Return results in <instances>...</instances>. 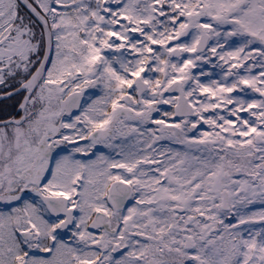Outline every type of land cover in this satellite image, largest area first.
Returning <instances> with one entry per match:
<instances>
[{"label": "snow or ice", "instance_id": "obj_1", "mask_svg": "<svg viewBox=\"0 0 264 264\" xmlns=\"http://www.w3.org/2000/svg\"><path fill=\"white\" fill-rule=\"evenodd\" d=\"M8 80L0 264H264V0H0ZM98 143L122 159L74 158Z\"/></svg>", "mask_w": 264, "mask_h": 264}, {"label": "trees", "instance_id": "obj_2", "mask_svg": "<svg viewBox=\"0 0 264 264\" xmlns=\"http://www.w3.org/2000/svg\"><path fill=\"white\" fill-rule=\"evenodd\" d=\"M50 66V65H49ZM13 83V81L9 82L8 84H4V85H0V91H5V90H8L12 87H10L9 85H11ZM22 95V94H21ZM21 95H13L7 99H5L7 101V104L8 105H11V108L9 110V106L6 105V107L0 111V119L1 118H5V117H8V116H11V115H14L15 114V109H16V106L19 102V97ZM101 95H103V90L101 87H96V88H88V89H85L84 90V95H83V100L81 102V105H82V108L81 109H78L74 112H72L70 115H68L67 117H71V118H74L76 116V114H80V111L83 110V107H86L88 104H90L93 100L97 99L98 97H100ZM17 97V98H16ZM5 100H1L0 102H3ZM171 106L168 105L165 109H161V114L164 112V111H171ZM109 111H110V108H109ZM4 112V113H3ZM3 113V114H2ZM2 114V115H1ZM160 113H154L153 114V117L155 119L157 118H160L161 115H159ZM244 115V114H242ZM148 127H155L154 125L152 124H149ZM200 130L199 131H204V130H207L208 126L207 125H204L202 124L200 126ZM199 132L197 134H193V135H198ZM85 142L84 141H78L77 144L79 146H83ZM125 142L121 141L119 138H117L114 142V145H121ZM163 145L167 146V147H170L169 145H177L175 142H172V141H164L162 142ZM132 144L130 142H127L126 143V146L127 148H129ZM157 148H159V141L156 143L155 145ZM178 146V145H177ZM164 148V147H163ZM163 148H160V149H163ZM68 149V148H67ZM78 155L77 156H80L81 157V160L82 161H88V160H96L97 159V156L98 155H103L105 157H108L110 161L112 160H121L122 157L121 155L119 154V149L116 148H112V149H106L104 147H101V148H96L94 146V148L92 149V151L90 152L91 156H88L86 157V155L84 153H77ZM86 157V158H85ZM113 173V172H112ZM114 175L117 174V170L114 169ZM35 199H38V198H35ZM261 207H264L262 205H260L259 202L256 203V205L254 207H249L247 209L248 212H252V211H259L261 209ZM0 211H5V212H8L9 210L8 209H5V208H0ZM74 214L75 215H79V212L78 210L74 209ZM227 220H230L232 222H234V219H232V217H227L226 218ZM261 226V224L259 222L256 223V227L259 228ZM71 234V235H70ZM17 235H19V233H17ZM72 233L70 230H63L61 231L60 233V239L64 240V241H68L70 243L73 244V246L75 247L76 244L74 241H72ZM30 255H35V256H47V254L45 253H41L39 250H36L34 249L32 252H30Z\"/></svg>", "mask_w": 264, "mask_h": 264}, {"label": "rangeland", "instance_id": "obj_3", "mask_svg": "<svg viewBox=\"0 0 264 264\" xmlns=\"http://www.w3.org/2000/svg\"><path fill=\"white\" fill-rule=\"evenodd\" d=\"M106 54H109V55H111L110 53H106ZM50 66H51V64H50ZM219 73V71L217 72V74ZM218 78V77H217ZM9 82H11V80H8V81H6V83H5V85L7 84V83H9ZM17 98V97H16ZM5 100V99H4ZM6 105H8L7 104V101L5 100V101H3V102H0V111H2L5 107H6ZM9 106V110H10V108H11V105H8ZM168 105H161V109L163 110V109H165L166 107H167ZM4 113V112H3ZM2 113V114H3ZM1 114V115H2ZM154 114V113H153ZM77 115H79V114H76V116ZM159 115H161L162 116V114H161V112H160V114ZM66 119H68V117H65ZM161 118V117H160ZM157 119H159V118H157ZM121 131L122 132H127V129L126 128H122L121 129ZM190 135H193L192 133H190ZM117 138H119L121 141H123V142H125V143H127V142H130L131 144H133L134 143V140L136 139V137L135 136H133V137H128V136H120V135H117V137H116V139ZM115 139V140H116ZM115 140H113V141H111V143L114 145V142H115ZM164 141H171V140H168V139H162V140H160L159 142H164ZM172 142H175V141H172ZM176 143V142H175ZM179 147H180V149H181V151L180 152H183L185 149H184V146L183 145H180V144H178V143H176ZM95 147L96 148H101V147H104V148H108V149H112V148H110V147H107L106 146V144L105 143H98V144H96L95 145ZM70 151V148H69V150H66V149H64V151H62L61 153H60V155H66L68 152ZM59 155V156H60ZM78 154L76 153L75 155H74V158L75 159H77V160H81V157L80 156H77ZM88 156H91V154H90V152L89 153H87V155H86V157H88ZM85 157V158H86ZM57 158H58V156H57ZM111 171L114 173V169H111ZM35 198V197H34ZM135 202L133 201L129 206H132V204H134ZM14 205V203L12 204V205H10V206H8V207H11V206H13ZM3 207H6L3 203H0V208H3ZM45 219H52L51 218V216H49V215H47V214H45ZM71 235V234H70ZM98 235V234H97ZM73 241V240H72ZM122 251V253L121 254H123V251L124 250H121Z\"/></svg>", "mask_w": 264, "mask_h": 264}, {"label": "flooded vegetation", "instance_id": "obj_4", "mask_svg": "<svg viewBox=\"0 0 264 264\" xmlns=\"http://www.w3.org/2000/svg\"><path fill=\"white\" fill-rule=\"evenodd\" d=\"M207 70H209V71H212L213 73H214V75L212 76V78L213 79H216L217 78V72L219 71V69H212L211 68V66H208V68H207ZM195 71V70H194ZM8 84V83H7ZM237 95H240V93H237ZM21 97H22V95L19 97V101H20V99H21ZM246 98H253L251 95L249 96V97H246ZM255 98H258V94H255ZM19 113V111L18 112H16L15 114H14V116H17V114ZM246 115V114H245ZM203 123H201V125H202ZM201 125H199V126H201ZM199 128H201V127H199ZM61 153V152H60ZM60 153L57 155L58 156V158H59V155H60ZM53 165H54V163H55V161L53 160ZM49 178H50V174H49ZM84 183V181L83 180H81V181H78V183H77V193H79V192H85V195H92L93 193H94V189H93V187L91 186V185H89L86 189L85 188H83V187H81V185ZM75 197H77L78 199H80V197L77 195V196H75ZM35 199V198H34ZM133 201H131L130 202V204L132 203ZM129 204V205H130ZM128 205V206H129ZM23 206V201H21V202H19V203H14V205L13 206H11V207H22ZM11 207H3V208H5V209H8L9 211L11 210ZM2 208V209H3ZM96 234H98V231L96 232ZM34 250V249H33ZM32 250V251H33ZM31 251V252H32ZM120 255H122L121 253H115V254H113V256H114V259H119V257H120Z\"/></svg>", "mask_w": 264, "mask_h": 264}, {"label": "water", "instance_id": "obj_5", "mask_svg": "<svg viewBox=\"0 0 264 264\" xmlns=\"http://www.w3.org/2000/svg\"><path fill=\"white\" fill-rule=\"evenodd\" d=\"M10 91H13V89H10V90H7V91H4V92H1L0 93V100H2V99H5V98H8V96H7V93L8 92H10ZM21 100H22V98H21ZM20 100V101H21ZM82 100V97L80 98V101ZM16 110H19V104L17 105V109ZM75 110H77L76 108H73L72 109V111L71 112H73V111H75ZM64 115H69V113L68 112H65L64 113ZM5 119H7V118H5ZM1 120H4V119H1ZM126 203H128V202H126ZM50 214V213H49ZM51 215V214H50ZM52 216V215H51ZM90 223V222H89ZM89 230L90 231H97L96 229H92L91 227H89Z\"/></svg>", "mask_w": 264, "mask_h": 264}, {"label": "bare ground", "instance_id": "obj_6", "mask_svg": "<svg viewBox=\"0 0 264 264\" xmlns=\"http://www.w3.org/2000/svg\"><path fill=\"white\" fill-rule=\"evenodd\" d=\"M122 146H124L126 149H127V146H126V143H123V144H121ZM170 147H167V146H165V145H163V143L162 142H159V148H172V149H174V150H176V151H181V149H180V147L179 146H177V145H175V146H173L172 144L171 145H169ZM163 148V149H164Z\"/></svg>", "mask_w": 264, "mask_h": 264}]
</instances>
